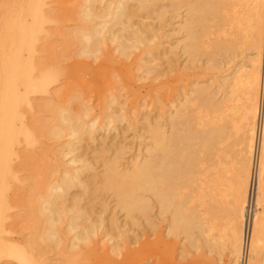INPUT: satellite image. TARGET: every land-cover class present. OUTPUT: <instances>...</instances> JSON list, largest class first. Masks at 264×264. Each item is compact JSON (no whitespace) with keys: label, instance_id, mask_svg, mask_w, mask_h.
Here are the masks:
<instances>
[{"label":"rangeland","instance_id":"obj_1","mask_svg":"<svg viewBox=\"0 0 264 264\" xmlns=\"http://www.w3.org/2000/svg\"><path fill=\"white\" fill-rule=\"evenodd\" d=\"M29 1L0 0V38L9 27L8 18L25 7ZM32 1L44 6L47 21L38 32L33 48L27 52L26 57L32 58L39 68L46 70L45 72L49 71L47 76L53 82L48 89V95H36L33 107H27L24 111L25 123L31 125V134L27 137L20 136L21 142L15 149L21 156L18 159V163L21 162L19 179L10 180L9 191L5 192V196H9L5 199L11 208L6 211V205L0 208H4L3 226L14 231L13 241L31 245L36 256H62L59 262L51 264H234L231 246L227 236L222 237L225 234L222 230L230 218L229 209L233 199L231 191L236 183L233 164L237 158L239 136L235 131L234 122L241 120L246 96L245 86L236 82L237 71L242 66L247 70L252 69L250 61L255 60L257 52L253 38L251 43L249 30L250 1L232 0L222 12L216 13L213 18L209 17V21L202 18L206 34L199 31L202 27L197 25L198 44L196 49H191L187 54L184 48L188 44L184 23L188 7L178 4L173 8L172 0H154L151 9L135 17L137 25L146 26L143 36L148 38L150 43L140 45L126 62L117 57V53L114 54V50H111L114 46L103 50L97 58L82 57L78 54L79 42L76 33L80 25L85 24L81 19L83 0ZM233 9L236 13L232 12ZM238 21L239 26L229 30V23ZM214 43H220L222 50L212 56L211 46ZM150 51L153 53L147 54ZM3 53L0 50V64L10 61ZM262 56L260 54V73L264 63ZM142 58L152 62L147 63L146 60L142 61ZM126 64L130 67L136 64L143 67L155 66L158 72L148 75L133 69L132 74L143 77L141 80L131 76V79ZM202 87L209 88L210 96H207L220 103V112L217 113L219 119L215 122L221 123L224 130L219 152L224 164L223 170L226 172L222 173L217 190L208 198H203L199 193L198 183L186 184L185 180H182L179 201L182 200L184 209L198 206L206 215L205 230L210 231L208 234H201L194 230L196 240L190 243L184 233L169 231L171 212L160 211L154 202L148 215L138 211L128 215L120 207L114 189L109 186L107 166L110 161L117 160L119 169L125 171L130 169L134 162L142 161L147 156V149L151 144L150 129L156 124H162L167 133H170L171 128L166 123L167 117L176 107L182 106L185 99H190L187 104L188 111L192 112L197 122L204 124L214 119V115L205 109L202 96H197L195 92ZM115 90L117 95L118 92L123 93L121 99H118L120 104L123 102V111L117 102L112 105L113 109L107 108L111 100L109 97L115 95ZM70 93L79 98H65L68 100L64 101V97ZM50 97L54 99L51 101ZM48 103L52 106H48ZM69 103L74 107L77 105L78 108L74 109L78 112L81 110L80 106L89 105L92 112L85 119L98 116L97 125L102 126L93 136L85 135L78 143L75 154L80 161L75 164L70 163L72 155H66L71 138L66 133L60 136L48 133L58 123L55 109ZM263 103L264 99L261 97L262 109ZM113 110H119V115L125 112L126 117L115 118L114 122L108 125L105 117ZM81 111L79 113L83 115V110ZM257 147L258 156L259 143ZM86 164L90 168L81 174L86 188L72 186L67 204L71 205L72 199L78 197L81 208L91 215L93 220H99L100 217L105 219L107 229L114 239L107 243L109 246L114 241L119 243L121 255L118 257L108 252V245L103 246V249L95 245L85 249H71L73 233L69 232L66 226L67 218L58 227V243L47 237L48 226L39 212L46 190L57 182L64 170L72 174L77 167ZM207 164L212 165L209 161ZM256 211L261 210L252 199L247 215L249 226L253 223ZM102 231L101 229L100 232ZM97 237L100 239L101 234ZM97 237L95 241L99 240ZM2 238L8 240V237ZM65 254H68L69 260L68 257L65 258ZM261 256V261L252 264H264V252ZM245 257L247 261L246 254ZM3 260L1 261L5 264L14 263L13 256ZM242 262L243 259L238 264ZM248 263L251 264L250 260Z\"/></svg>","mask_w":264,"mask_h":264},{"label":"bare ground","instance_id":"obj_2","mask_svg":"<svg viewBox=\"0 0 264 264\" xmlns=\"http://www.w3.org/2000/svg\"><path fill=\"white\" fill-rule=\"evenodd\" d=\"M231 1H171L173 8H176L178 4L188 7V15L184 23L188 40L184 48L187 54L191 49H196L199 31L205 30L202 18L209 21V17L222 12ZM249 1L250 37L251 43L253 38L254 49L257 52L255 60L250 61L252 69L247 70L245 66H242L237 71L236 82L245 86L246 96L241 120L234 122L235 131L239 136L237 158L233 164L236 183L231 191L233 199L229 209L230 218L222 230L223 234L225 233L222 237L227 236L231 246L234 264L244 260L245 254L247 263L249 260L251 264L256 263L261 261V253L264 252V103L263 109L261 108L264 63L263 66L261 65V73L259 70L260 54L263 55L264 60V0ZM83 2L81 19L85 24L80 25L76 33L80 56L97 58L103 50L114 46L111 50H114V54L117 53L116 56L126 62L134 51L140 48V45L150 43V40L143 36L146 26L137 25L135 17L151 9L154 0H83ZM235 11L232 10L233 13ZM233 19L236 18L233 17ZM8 20L10 21L9 27L0 38V50L4 52L5 57L10 58V61L0 64V193L2 195H0V208L2 205L7 206L5 210L0 209V264H5L1 260L9 256H13L14 263L12 264H51L59 262L62 256L58 254L51 258H45L43 255L36 256L31 245L15 243L12 239L14 235L12 228L6 229L2 224V219L4 220L2 210L6 211L11 208V205L7 203L9 196H5V192L11 186L10 180L19 179L21 162L18 163V159L21 156L15 149L21 142L20 136L27 137L31 134V125L25 123L24 111L27 107H33L36 95L42 93L48 95V89L53 82L47 76L49 71L45 72L46 70L43 67L39 68L32 58L26 57L27 52L33 48L38 32L47 21L44 6L37 5L35 1L30 0L25 7H22L15 15H11ZM238 23L240 24V21L229 23V30L239 26ZM197 25L202 27L199 31L196 30ZM206 31H204L205 34ZM211 50L214 56L222 50V45L214 43ZM152 53L153 51L147 52L150 55ZM141 60H146L147 63L152 62L146 58ZM126 67L130 78L135 76L132 74L133 69L143 71L142 73L146 72L148 75L158 72L155 66L143 67L141 64H136L134 67L129 65ZM136 77L142 80L143 76L136 75ZM157 78L156 75L155 79ZM117 89L120 90L119 87ZM208 89L202 87L195 92L197 96H202L205 109L214 115V119L204 124L197 122L192 112L188 111L187 104L190 99H185L183 105L176 107L167 117L166 123L171 128L170 133H167L166 127L163 128L162 124H156L150 129L151 144L147 149V156L142 161L134 162L133 166L131 165L132 167L125 171L119 169L117 160L110 161L107 166L109 186L114 189L120 207L128 215H132L135 211L148 215L155 203L160 211L171 212L169 231L184 233L190 243L196 240L194 230H198L201 234L205 232L208 234L210 231L205 230L206 215L198 209V206L194 205L184 209L182 200L179 201L182 180H185L186 184L198 183L199 193L203 198H208L217 190L223 176L222 173L226 172L223 170L224 164L219 152L224 130L221 123L215 122L219 119L217 113L220 112V103L208 97L210 96ZM116 91L115 95L109 97L111 100L107 104L108 109H113L112 105L116 102L121 103L118 99H121L123 93L119 96L121 90L118 95ZM50 98L51 101L54 99ZM65 98L78 99L79 97L70 93L64 97V101L68 100ZM70 103L59 109L54 108L57 112L56 121L58 123L48 133L53 136L66 133L71 138L66 155H72L70 163L75 164L80 161L78 155L75 154L78 143L85 135L93 136L102 126L97 125L98 116L89 120L85 119L92 112L89 105H79L84 113L81 115L79 113L82 112L81 110L78 112L74 109L77 105L74 107ZM120 105L121 111L125 110L122 106L123 102ZM48 106L52 105L48 103ZM118 111L113 110L105 117L108 125L113 123L115 118L126 117L125 112L119 115ZM208 161L211 162V166L207 164ZM89 168L88 164L82 165L77 167L72 174L64 170L57 182L48 187L39 207V212L44 216L45 224L48 226L47 237L53 242H59L58 227L67 218L66 226L69 232L73 233L71 241L73 250L91 248L92 245L103 249L109 241L114 240L107 229L105 219L100 217L99 220H93L91 215L81 208L78 197L72 199L71 205L67 204L72 186L85 187L81 174ZM252 199L256 201V207H259L261 211H256L253 223L249 226L247 215ZM99 233L101 234L100 239L97 237ZM2 237H8V240ZM96 237L98 241H95ZM99 242L101 246L98 245ZM107 250L113 256L121 255L118 242L114 241L110 246L108 245ZM64 256L69 260L68 254Z\"/></svg>","mask_w":264,"mask_h":264},{"label":"built area","instance_id":"obj_3","mask_svg":"<svg viewBox=\"0 0 264 264\" xmlns=\"http://www.w3.org/2000/svg\"><path fill=\"white\" fill-rule=\"evenodd\" d=\"M263 97H264V91L262 92V100L264 99ZM242 264H246V257H244V260H243Z\"/></svg>","mask_w":264,"mask_h":264}]
</instances>
